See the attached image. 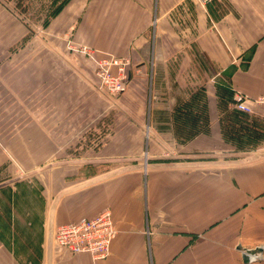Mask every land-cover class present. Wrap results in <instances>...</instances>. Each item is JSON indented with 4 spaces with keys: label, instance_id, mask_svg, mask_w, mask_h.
<instances>
[{
    "label": "crops",
    "instance_id": "0c3cea01",
    "mask_svg": "<svg viewBox=\"0 0 264 264\" xmlns=\"http://www.w3.org/2000/svg\"><path fill=\"white\" fill-rule=\"evenodd\" d=\"M64 30L78 42L131 58L122 100L133 104L138 84L140 92L148 89L147 103L137 95L144 103L139 121L150 124L157 140L154 124L182 121L170 112L181 95L169 94L181 90L173 86L182 75H188V94L204 86L209 108L221 98L236 110L240 94L264 120V0L204 6L198 0H72L52 21V31ZM21 37L20 20L0 0V264H264V154L253 157L255 151L242 162L197 160L198 153L228 145L209 131L183 145L173 142L172 158L151 149L146 163L97 166L73 179L86 164L56 163L54 156L70 153V139L93 123L89 100L100 98L68 64L62 36H50L60 51L46 48L40 66L36 49L28 60L21 57ZM77 61L93 73L90 62ZM53 187L60 194L49 201ZM106 208L116 227L106 258L67 252L54 241L49 256L51 219L57 225ZM239 245L262 252L245 262Z\"/></svg>",
    "mask_w": 264,
    "mask_h": 264
},
{
    "label": "rangeland",
    "instance_id": "374dc122",
    "mask_svg": "<svg viewBox=\"0 0 264 264\" xmlns=\"http://www.w3.org/2000/svg\"><path fill=\"white\" fill-rule=\"evenodd\" d=\"M71 1L72 0H4L7 13L12 14L21 22L22 37L20 50L26 52L25 54L21 53V57L28 60L29 49H36L38 52L36 53V59L40 60L38 61V66H40V63L44 61L46 48L51 51H60L58 49L60 44L56 43L55 38L50 39L52 38L50 36H62L66 41L65 51L68 55V64L91 84L94 89L91 91L92 96L97 95L100 98L99 103H97L96 100H89L90 111L94 118L93 123H89L87 126L84 124L82 126L81 124L77 126V128L80 126L81 128L76 133V137L69 141L70 153L67 156H57V158L54 156V162L56 163H61L68 159L70 162L86 164L82 170L78 171L77 175L75 172V176L72 177L73 179L95 173L97 171V166L100 167L99 169H101V171H106L105 169L120 166L124 163H146L148 158H153L147 154L151 149H155L153 154H160V150L164 149L166 155L161 154L160 157L172 158L173 152L177 149L173 148V142L177 141V143L183 145L188 140L189 136L209 131L218 132L228 145L224 150L218 149L216 151L198 153L197 156L199 158L197 160L220 162L221 159L224 161V159L227 158L230 162H242L246 161V156L251 155V153L255 151L259 153L258 150L264 149V120L252 115L251 113L253 110L246 111V116L238 114L235 112L233 106L227 105L226 101L221 98L217 99L218 106L209 108L207 105L206 93L202 90L204 88L203 85L197 84V88L201 86V89L197 90L193 88L188 94V87L190 86V84H188V75L180 76V82L175 83L173 86L175 87L177 85L178 88L181 87V90L177 89L176 91L171 90L169 92L170 95H181V100L178 105L173 106L170 112L171 115L176 114V117L179 115V119L182 121H180V123L154 124L156 126L155 128L158 127L157 129L161 131L160 135H158L159 138L162 139L157 140L155 131L153 132L150 128V124L139 121L142 108L144 109V103L142 106V101L138 99L137 95L141 98L144 96V98H146L145 102L147 103L148 89H144V91L140 92L142 86L138 84V89L134 90L131 94L134 99L133 104H124L122 100L124 93L128 91L129 87L126 90L128 83L117 97H111L109 93L99 89L97 85L99 79L96 75V67L88 56L74 51L70 48V45L87 46L99 55L107 52L76 41L71 30V32L69 30H64L63 32L52 31V21L60 16V13ZM77 56H81L90 62L93 68L92 74H86L78 66ZM128 59L131 64L127 68L131 71L133 66L132 60L130 57H128ZM201 81L202 80H200V82ZM133 86L134 85L130 88H133ZM183 87L186 89H183ZM195 91L196 93H194ZM193 95H196L195 97L197 99L194 101L193 106H190L189 98ZM237 96H240V94H235V108H237ZM259 101L264 102V98H261ZM154 102L161 103L157 100ZM148 113L149 108H145L144 116ZM216 119L218 121H216ZM249 125H252V127ZM246 129H248L247 133L245 132ZM238 131H240L241 134L238 133ZM173 134H175V136ZM165 150L170 154L165 152ZM174 154L178 155V153ZM187 157L188 156L185 157L184 161H188ZM37 180L40 181L39 179ZM60 189L61 187H53V192L48 197L49 201H51L53 197L55 199L59 197ZM57 225L53 224V233Z\"/></svg>",
    "mask_w": 264,
    "mask_h": 264
},
{
    "label": "built area",
    "instance_id": "2783aa9c",
    "mask_svg": "<svg viewBox=\"0 0 264 264\" xmlns=\"http://www.w3.org/2000/svg\"><path fill=\"white\" fill-rule=\"evenodd\" d=\"M203 6L212 0H198ZM74 51L88 56L96 67L99 89L117 97L129 81L131 62L128 57L112 54L99 55L87 46L70 45ZM237 108L251 111V106L242 96H237ZM116 236L112 212L104 209L91 217L60 223L55 227L53 241L56 246L71 253H88L94 260L106 258L110 254L111 244Z\"/></svg>",
    "mask_w": 264,
    "mask_h": 264
},
{
    "label": "water",
    "instance_id": "95a60500",
    "mask_svg": "<svg viewBox=\"0 0 264 264\" xmlns=\"http://www.w3.org/2000/svg\"><path fill=\"white\" fill-rule=\"evenodd\" d=\"M260 154H264L263 152H256L253 154V157H257ZM52 241H53V221L51 219L50 223H49V234H48V249H49V256L51 255V250H52ZM238 248L240 250H242L243 252V260L245 262H249L251 260L252 257H258L261 252H262V248L261 247H257L254 249H248L246 247H243L242 245H239Z\"/></svg>",
    "mask_w": 264,
    "mask_h": 264
},
{
    "label": "trees",
    "instance_id": "16d2710c",
    "mask_svg": "<svg viewBox=\"0 0 264 264\" xmlns=\"http://www.w3.org/2000/svg\"><path fill=\"white\" fill-rule=\"evenodd\" d=\"M235 110V109H234ZM235 112H237L238 114H241V115H244V116H246L245 114H247V112L246 111H242V110H235ZM246 124V123H245ZM248 124V123H247ZM249 126H251L252 127V125H249ZM245 131V130H244ZM243 131V132H244ZM246 133L248 132V129H246V131H245ZM238 133H240L241 134V132L240 131H238ZM245 133V134H246ZM244 150H246V149H244Z\"/></svg>",
    "mask_w": 264,
    "mask_h": 264
}]
</instances>
